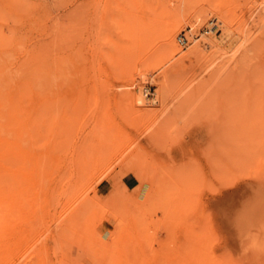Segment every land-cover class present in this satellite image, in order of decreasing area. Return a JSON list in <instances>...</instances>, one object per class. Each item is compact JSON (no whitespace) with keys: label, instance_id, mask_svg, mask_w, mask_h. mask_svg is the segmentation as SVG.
<instances>
[{"label":"rangeland","instance_id":"1","mask_svg":"<svg viewBox=\"0 0 264 264\" xmlns=\"http://www.w3.org/2000/svg\"><path fill=\"white\" fill-rule=\"evenodd\" d=\"M258 4L0 0L13 264H264Z\"/></svg>","mask_w":264,"mask_h":264},{"label":"bare ground","instance_id":"2","mask_svg":"<svg viewBox=\"0 0 264 264\" xmlns=\"http://www.w3.org/2000/svg\"><path fill=\"white\" fill-rule=\"evenodd\" d=\"M258 5H261L259 6L261 9L257 11L258 13L256 12L257 14H259L260 10H264V0H261V4ZM258 5L255 6L257 9L259 8ZM257 9H255V11ZM224 32L228 38V44L230 43V46L235 45L236 43L234 44L233 40L234 36H236V32L232 33V30L227 25ZM240 36L245 37L246 35ZM240 36H238V38ZM166 37V48L170 52L178 53L180 50L175 46L171 33H169ZM248 38L249 37L247 36V40ZM245 41H243L244 45L246 44ZM130 43L133 46L134 44L137 45L138 41L134 40V42ZM205 45L208 47L210 46L211 48H216L219 46V43H214L211 39H209ZM142 96L143 95L140 93H138L137 96L132 95L131 100L133 102L135 101V103L137 102L139 104H143L144 102ZM13 116V101L0 102V264H13ZM24 240H26V238ZM28 243L29 242H27V244ZM40 253L38 251L35 253V256L37 254V257L33 256L34 252H32L29 256H33L35 260H39L41 257ZM30 261L32 260L29 259V262Z\"/></svg>","mask_w":264,"mask_h":264},{"label":"crops","instance_id":"3","mask_svg":"<svg viewBox=\"0 0 264 264\" xmlns=\"http://www.w3.org/2000/svg\"><path fill=\"white\" fill-rule=\"evenodd\" d=\"M122 183L128 190L134 189L138 185L137 180L133 175H126L125 177H123ZM99 187L104 193H107L109 191V187L106 183H101Z\"/></svg>","mask_w":264,"mask_h":264},{"label":"built area","instance_id":"4","mask_svg":"<svg viewBox=\"0 0 264 264\" xmlns=\"http://www.w3.org/2000/svg\"><path fill=\"white\" fill-rule=\"evenodd\" d=\"M186 39H185V37H178V39H177V43L180 45V46H185L186 45Z\"/></svg>","mask_w":264,"mask_h":264}]
</instances>
